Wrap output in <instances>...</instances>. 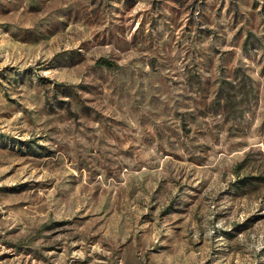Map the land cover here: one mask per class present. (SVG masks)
<instances>
[{"label":"rangeland","instance_id":"1","mask_svg":"<svg viewBox=\"0 0 264 264\" xmlns=\"http://www.w3.org/2000/svg\"><path fill=\"white\" fill-rule=\"evenodd\" d=\"M0 264H264V0H0Z\"/></svg>","mask_w":264,"mask_h":264},{"label":"trees","instance_id":"2","mask_svg":"<svg viewBox=\"0 0 264 264\" xmlns=\"http://www.w3.org/2000/svg\"><path fill=\"white\" fill-rule=\"evenodd\" d=\"M98 63H99L100 65L106 66V67H108V68H112V67H114V64H113L112 62H110L109 60H107V59H100V60L98 61Z\"/></svg>","mask_w":264,"mask_h":264}]
</instances>
